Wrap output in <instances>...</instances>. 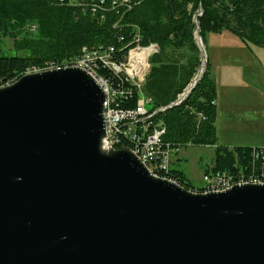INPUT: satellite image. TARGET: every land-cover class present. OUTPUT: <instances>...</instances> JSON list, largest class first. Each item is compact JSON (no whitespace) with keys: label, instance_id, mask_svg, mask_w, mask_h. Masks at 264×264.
Listing matches in <instances>:
<instances>
[{"label":"water","instance_id":"95a60500","mask_svg":"<svg viewBox=\"0 0 264 264\" xmlns=\"http://www.w3.org/2000/svg\"><path fill=\"white\" fill-rule=\"evenodd\" d=\"M104 97L78 67L0 87V264H264V184L193 192L102 153Z\"/></svg>","mask_w":264,"mask_h":264},{"label":"trees","instance_id":"16d2710c","mask_svg":"<svg viewBox=\"0 0 264 264\" xmlns=\"http://www.w3.org/2000/svg\"><path fill=\"white\" fill-rule=\"evenodd\" d=\"M196 30L203 45L207 34L227 30L246 44L264 47V0H0V87L26 73L63 68L84 53L113 48L119 57L136 45L155 44L140 88L149 99L147 131L160 123L161 145L172 152L213 146V164L201 165L203 174L264 180V158L255 159L254 147L217 144V89L209 60L189 94L177 101L200 68ZM5 40L10 50H4ZM96 74L123 91L114 107L135 108V87L121 84L101 63ZM123 142L134 148L127 137ZM158 175L197 192L180 169L171 166Z\"/></svg>","mask_w":264,"mask_h":264},{"label":"built area","instance_id":"2783aa9c","mask_svg":"<svg viewBox=\"0 0 264 264\" xmlns=\"http://www.w3.org/2000/svg\"><path fill=\"white\" fill-rule=\"evenodd\" d=\"M77 0H68L69 3H75ZM157 46L150 44L148 46L136 45L130 48L125 55L117 56L113 48L98 52V55H87L76 57L72 62L63 64L66 67H78L86 71L91 76L94 75L98 85L104 92L103 101V142L109 147H122L126 149L124 139L127 137L134 144V148H128L137 154L140 161L148 168L150 172L168 173L171 167L173 152L169 147L161 145L160 136L163 132L160 123L147 131L145 121L151 116L146 112V104L149 99L140 92L145 74L148 71V58L156 52ZM138 55L142 59H137ZM101 63L108 68L121 82L129 83L138 91V100L133 109H119L114 107L117 97L123 94V91L115 88L106 78L96 74V66ZM50 70V69H49ZM143 77V78H142ZM142 79V80H141ZM187 95L181 94L177 101H181ZM255 159L264 158V145L254 147ZM258 149V150H256ZM243 178V176H241ZM264 178V176H263ZM170 180V179H169ZM254 183L264 184V180L250 178L248 181H233L232 176L226 173L215 172L203 174V186L196 189L197 192H215V187H223V191L229 189L235 184ZM200 190V191H199Z\"/></svg>","mask_w":264,"mask_h":264},{"label":"rangeland","instance_id":"374dc122","mask_svg":"<svg viewBox=\"0 0 264 264\" xmlns=\"http://www.w3.org/2000/svg\"><path fill=\"white\" fill-rule=\"evenodd\" d=\"M202 46L207 60L210 62H216L214 58L215 53L220 60L228 62L227 66L229 67H223L219 74L222 78H224V75L231 76L229 79L233 83H236L237 88L231 94H234L240 101L249 95L251 97V108L259 112L255 114L256 119L260 123L256 128L241 126L242 130L227 132L232 129L230 128L221 130L220 135L222 137L232 138L239 143L230 146H257L264 144V118L260 117L261 114L264 117V47L246 44L227 30H222V33L207 34L205 44L203 45L202 43ZM3 48L5 51L10 50L11 42L5 40L3 42ZM95 55L97 54L95 53ZM227 55L229 56L227 57ZM81 56L85 55L82 54ZM92 77L97 82L95 76L92 75ZM221 87L220 96L227 94L228 91L224 87ZM253 102L258 108H254ZM243 108L249 109L247 106H237L238 110L242 111ZM110 148L113 150L124 149L122 147ZM179 156H184V160H180L179 164L174 162L171 166L182 170L191 179L193 186L201 188L203 186V170L201 165L212 166L214 156L213 146H186L179 153ZM152 173L155 174L154 172Z\"/></svg>","mask_w":264,"mask_h":264},{"label":"crops","instance_id":"0c3cea01","mask_svg":"<svg viewBox=\"0 0 264 264\" xmlns=\"http://www.w3.org/2000/svg\"><path fill=\"white\" fill-rule=\"evenodd\" d=\"M217 33H222V30ZM216 33V34H217ZM216 48V47H214ZM216 51V49H215ZM229 55H227L228 57ZM214 58L216 59V62H210V75L214 78L215 83H216V89H217V98H216V105H217V118H216V132H217V144H222L226 146H230L232 144H239L237 143L238 141L232 139V138H227V137H222L220 135L221 130H228L227 132H232L234 130H242L241 126H249V127H257L258 120L256 119L255 114H258L259 112L256 111L255 109L251 108V97L248 95L246 98H242L240 101L237 99V97L234 96V94H231L233 90H236L237 86L236 83H233V81L229 78L231 76L229 75H224L222 78L221 75L219 74L220 70L225 67L228 68V62L222 61L218 58V55L215 53ZM224 87L228 91L227 94H224L220 96V87ZM221 87V88H222ZM247 95V94H246ZM254 104V102H253ZM247 106L249 109L243 108V110H238L237 106ZM254 108H258L254 104ZM261 118L263 117V114L260 115ZM264 124V123H263ZM221 128V129H220ZM264 144H260L257 146H262ZM237 146V145H233ZM232 147V146H230ZM256 147V146H252ZM183 148L179 149L177 152H173L172 154V159H171V165L172 163L179 164L180 160H184V156H179V153L182 151ZM187 176V175H186ZM189 182L193 185L191 182V179L187 177Z\"/></svg>","mask_w":264,"mask_h":264},{"label":"bare ground","instance_id":"6f19581e","mask_svg":"<svg viewBox=\"0 0 264 264\" xmlns=\"http://www.w3.org/2000/svg\"><path fill=\"white\" fill-rule=\"evenodd\" d=\"M96 54L98 55V52ZM83 55H85V56H87V55H95V53H84ZM136 58L141 60L142 59V56L141 55H138ZM201 68H203V67H201ZM56 69H58V68H56ZM99 149H100V151L102 153H106L107 154V153L110 152L109 147L103 142V140L100 143ZM135 155L137 156V154H135ZM154 173H155L154 174L155 176H159L158 175L159 174L158 172H154ZM218 191H223V187H215V192H218Z\"/></svg>","mask_w":264,"mask_h":264}]
</instances>
